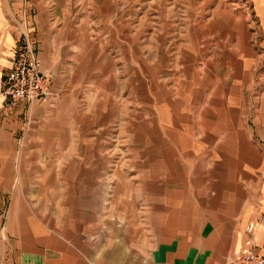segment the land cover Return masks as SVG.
I'll use <instances>...</instances> for the list:
<instances>
[{"label":"crops","instance_id":"obj_1","mask_svg":"<svg viewBox=\"0 0 264 264\" xmlns=\"http://www.w3.org/2000/svg\"><path fill=\"white\" fill-rule=\"evenodd\" d=\"M146 16L110 13L109 24L84 28L41 18L0 31V80L27 28L52 78L32 103L0 93V214L15 264H227L250 239L264 256V146L234 142L236 199L194 205L193 138L224 132L229 116L221 103V126L202 120L198 107L217 101L193 94L192 31Z\"/></svg>","mask_w":264,"mask_h":264},{"label":"rangeland","instance_id":"obj_2","mask_svg":"<svg viewBox=\"0 0 264 264\" xmlns=\"http://www.w3.org/2000/svg\"><path fill=\"white\" fill-rule=\"evenodd\" d=\"M137 9L145 11L150 19L157 16L162 19L161 30L168 28L179 34L191 30L194 42L199 41L195 43L192 59L193 74L198 79L193 84V94L207 101L213 98L217 104L200 106L198 110L202 120L210 118L204 122L209 127L217 123L221 126L213 114L221 103L229 117L223 123L224 132L210 129L204 134L196 133L190 171L192 186L186 188L191 189L194 205L199 209L229 197L236 199L235 193L239 191L233 183L240 177V167L234 142L243 151L261 150L264 146V0H0V31L3 35L14 26L29 27V23L34 25L41 18L71 26L80 23L82 28L97 20L102 26L109 24L110 13L136 17ZM205 22L208 43L202 44L201 23ZM25 33L39 49L29 28ZM206 46L219 50V56L205 58L202 53L207 52ZM236 53L241 56L236 58ZM210 61L213 63H206ZM200 69L203 74L197 73ZM233 124L237 126L234 132ZM257 156L241 153V161L256 160ZM227 206V210L231 209V205ZM5 211L0 214V264H15V256L8 252L10 237L4 233L8 222Z\"/></svg>","mask_w":264,"mask_h":264},{"label":"built area","instance_id":"obj_3","mask_svg":"<svg viewBox=\"0 0 264 264\" xmlns=\"http://www.w3.org/2000/svg\"><path fill=\"white\" fill-rule=\"evenodd\" d=\"M51 77L42 72L38 59V47L28 38L25 31L16 40V46L9 66L3 71L0 92L12 104L32 103L47 96ZM255 226L249 224L245 230L252 233ZM227 264H264V256L255 251V243L236 253Z\"/></svg>","mask_w":264,"mask_h":264}]
</instances>
